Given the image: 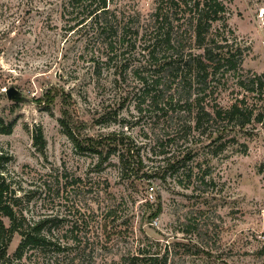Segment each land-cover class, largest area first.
Instances as JSON below:
<instances>
[{"label":"rangeland","instance_id":"1","mask_svg":"<svg viewBox=\"0 0 264 264\" xmlns=\"http://www.w3.org/2000/svg\"><path fill=\"white\" fill-rule=\"evenodd\" d=\"M225 3L235 48L243 51L242 74H264V0ZM114 4L131 16L154 8V0ZM84 14H73L66 0H0V117L13 123L11 134L0 133V151L11 158L6 168L23 208L34 217L65 219L73 206L99 215L113 209L115 224L98 218L106 246L98 264H130L137 256L142 263L150 254L167 264H264V126L234 127L212 145L198 133L184 142L181 119L174 123L161 111L136 108L138 53L127 51L124 73L118 43L104 64L112 53L91 38L86 23L77 27ZM235 84L230 81L219 104L244 94L254 116L264 117V94ZM12 87L25 101L8 99ZM38 129L43 151L35 145ZM175 133L179 140L164 142ZM122 142L140 150L142 169L132 176L121 173L116 156L99 165L101 157L89 150L105 156L110 148L123 150ZM180 152L184 187L164 161ZM77 178L82 182L72 186ZM19 241L15 236L10 254Z\"/></svg>","mask_w":264,"mask_h":264},{"label":"trees","instance_id":"2","mask_svg":"<svg viewBox=\"0 0 264 264\" xmlns=\"http://www.w3.org/2000/svg\"><path fill=\"white\" fill-rule=\"evenodd\" d=\"M66 1L76 16L85 13L77 27L86 23L92 32L91 38L112 53L105 56L104 64L113 60L118 43L124 73L129 69L125 64L127 51L132 48L138 53L141 62L133 72L140 97L136 108L140 113L144 106L161 111L173 122L181 119L180 124H176L184 142L198 133L208 137L212 145L225 138L234 127L244 128L252 122L264 126L263 115L254 116L252 108L246 106V95L235 98L227 106L218 101L231 80L235 81L237 89L248 94H264V74L252 77L242 74L243 51L235 48L225 0H154L153 11L147 16L140 11L131 16L117 5L112 8L115 0ZM12 131L13 123L5 125L0 117V133L11 134ZM175 134L176 138L164 142L179 140ZM35 145L41 151L46 145L40 129L36 130ZM158 146L165 148L166 143H158ZM120 147L123 150L110 148L105 156L93 147L89 150L101 157L99 165L116 156L125 177L139 172L143 165L140 150L123 142ZM166 156L165 169L181 177L179 185L184 187V154ZM10 160L0 151V264H98L106 251L97 231L98 218L115 224L118 218L114 210L108 209L99 215L89 206L84 212L73 206L67 212L71 219L52 214L34 217L23 208L24 198L18 194L7 172ZM156 174L144 177L150 181ZM81 182L82 179L77 178L70 184L77 186ZM15 236H19L20 241L10 254L9 247ZM138 259V256L131 258L130 264H167L165 258L151 254L143 257L142 263L137 262Z\"/></svg>","mask_w":264,"mask_h":264},{"label":"water","instance_id":"3","mask_svg":"<svg viewBox=\"0 0 264 264\" xmlns=\"http://www.w3.org/2000/svg\"><path fill=\"white\" fill-rule=\"evenodd\" d=\"M7 97L10 101L13 102H22L25 101V97L22 95V93L17 90L16 88L12 87L6 90Z\"/></svg>","mask_w":264,"mask_h":264}]
</instances>
